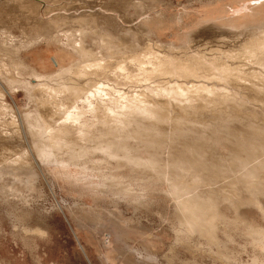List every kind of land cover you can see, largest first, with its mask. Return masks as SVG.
I'll return each instance as SVG.
<instances>
[{
    "label": "bare ground",
    "instance_id": "bare-ground-1",
    "mask_svg": "<svg viewBox=\"0 0 264 264\" xmlns=\"http://www.w3.org/2000/svg\"><path fill=\"white\" fill-rule=\"evenodd\" d=\"M29 1L7 0L0 7L11 3L13 7L34 9ZM260 3L261 0L255 1L249 8L251 17L264 12L259 9ZM31 17L29 20H34ZM69 18L65 14L52 16L48 22L38 18L32 22V32L24 33L22 27L23 32L19 34L23 37L19 36V40L10 36V28L7 30L0 21V97L2 88L7 92L19 89L25 93L28 135L24 137L33 143V148L24 146L23 135L11 116L14 114L9 118L11 109L0 99V112L10 111L8 116L2 112L7 120L0 115V191L18 193L34 187L37 170L33 159L54 166L72 163L80 166L83 173L92 171L87 167L92 165L84 162L99 153L114 163L107 178L110 183L105 180L96 184L100 193L115 188L116 196L130 198L142 208L145 193L134 189L132 183L152 182L162 177L165 123L172 119L174 149L171 171L165 176L169 196L176 200L175 214L180 221L181 237L176 233V242L196 236L209 249L214 247L216 258L223 260L226 257L222 249L224 240L219 234L226 235L228 228L224 209L240 211L249 198L264 192V120L257 119L255 111L247 112L237 100L242 94L239 90H247L240 99L259 103L264 109V21L254 26H240L243 32V29L251 30L241 38L239 27L229 25L228 30L236 28L238 35L227 34L228 40L231 39L226 43L230 47L220 41L225 49H219L221 44H217L218 49L210 50L218 51L207 59L198 54L161 56L178 52L157 49L162 45L156 42L142 52L129 50L114 34L100 30V21L94 15ZM78 21H84L85 25L78 32L60 29L66 22ZM227 22L234 25L229 19ZM38 43L55 46L53 49L59 53L55 54L56 61L74 58L76 61L65 66L61 62L63 66L56 74L43 76L44 68L25 64L33 60L21 54ZM183 52L188 51L180 53ZM128 65L136 68L137 73L127 71ZM112 67L123 82L130 81L143 90L120 92L109 84L105 86L98 77ZM97 94L105 96L108 102L102 105ZM77 102L82 103L81 108L75 105ZM204 114L209 120L197 125L193 120L204 119ZM200 131L216 144L222 141L231 144L232 149L214 158L208 148L193 141H185L182 149L178 147L186 133ZM107 163L102 159L96 164ZM123 169H129L131 174L127 177L117 174ZM136 174L143 176L142 179ZM7 176L9 180L5 179ZM35 233L41 235L44 229L38 228ZM119 242L126 246L123 238ZM142 243L141 252L130 251L135 257L131 255L128 260L131 253L126 254L129 250L122 247L117 250L116 258L122 264L157 261L156 254L150 251L152 242L146 239ZM173 251L165 255L167 264L174 260Z\"/></svg>",
    "mask_w": 264,
    "mask_h": 264
},
{
    "label": "rangeland",
    "instance_id": "rangeland-1",
    "mask_svg": "<svg viewBox=\"0 0 264 264\" xmlns=\"http://www.w3.org/2000/svg\"><path fill=\"white\" fill-rule=\"evenodd\" d=\"M4 1L7 0H0V5ZM30 1L34 9L32 7H13L11 3L0 7V21L3 22L7 30L10 28L8 33L10 32V36L16 40L23 37L19 34L22 27L24 33L26 30L27 32L29 30L28 33L32 32V22H36L38 18L48 22L55 15L65 14L70 19L69 17L80 18L86 14L97 17L100 21V30L114 34L126 49L142 52L145 47L156 42L162 45V48L156 47L157 49L178 52L161 56L198 54L202 58L211 59L213 56L210 55L218 50L210 49H218L220 46L219 49H225L226 42L229 43L231 39L228 40V37L235 36L237 30L240 33L238 36L240 38L247 33L246 31H251L247 28L248 30L243 29V32L240 26H254L264 21V12L254 17H251L252 14L249 12L252 4L259 0ZM259 6V9L264 10V0H261ZM230 9L231 11H229ZM30 16L34 20H29ZM227 19L234 25L229 24ZM74 20L76 19L74 18ZM229 25L238 26L240 31L238 28L237 30L236 28L228 30ZM84 27V21L66 22L60 29L78 32ZM209 27L211 28L209 29ZM57 34L62 35V33ZM216 35H221L217 36L218 40ZM215 39L217 42L219 41L216 44ZM220 41H225L224 47ZM118 44L122 46L120 43ZM217 44L221 45L216 46ZM54 47L51 44L46 46L44 43H38L27 51H21V54L25 55L27 59L29 57L30 60H33L32 63H24L29 66L41 65L44 68L43 76L50 77L56 74L63 65H61L62 61L54 59L55 54H59L55 52ZM182 51L188 52L180 53ZM75 61L74 58V60L62 63L65 66V64H72ZM113 70L112 67L102 71L103 73L98 79L105 86L109 84L110 87L120 92H140L142 87L130 81H128L129 83L123 82L119 76L114 74L116 71ZM127 71H131L133 74L137 73L136 68L130 65H128ZM239 91L242 93L240 98L247 94V90ZM1 94V101L11 109V113L9 114L10 111L4 109L0 115L7 120L8 114L9 118L11 114H14L11 116L23 135L22 143L26 148H33L31 140L24 137V135H28L24 118V112H27V96L19 89L7 92L2 88ZM97 96L101 99L102 105L108 102L105 96L100 94ZM240 98L237 100L242 107L247 109V112L248 110L255 111L257 119L264 120V109L258 106L259 103ZM75 105L81 108L82 103L77 102ZM2 112L3 114L7 112L5 113L7 115H3ZM203 117L204 119L199 117L193 121L198 125L209 120V116L204 114ZM167 120L165 123L166 135L161 151L163 154L161 157L162 167H164L162 177L160 180L152 182L136 183L133 181L132 183L134 189L145 193L146 202L142 208L138 207L134 203L135 201L130 198L125 200L120 198L121 196H116L115 188L104 192V194L100 193L96 184L104 183L105 180L110 183L108 179L114 165L113 162L103 158L101 154L95 153L89 157L84 163L85 165L91 164L93 168L87 167L92 171H83L82 173L81 167L72 163L65 164L67 165L65 167L38 163L31 157V153L27 149L33 162H36L33 164L37 170L34 187L21 189L18 193L0 191V264H122L116 258L117 250L123 247V244L119 242L120 237L126 243L123 248L129 250L126 254L131 253L132 250L141 252L142 242L146 239L152 242L150 251L156 254L157 261L142 264H167L165 255H169L170 250L175 251H173L175 257L171 264H264V192L249 198L240 211H236L234 208L224 209L228 228L225 231L226 235L219 234L220 238L224 240L222 249L226 257L223 260L216 258L214 247L209 249L205 246L204 240L196 236L185 238L184 242H176V233L181 237L180 221L175 214L176 200L169 196L166 177L171 171L170 158L174 149L171 134L173 122L172 119ZM220 135L223 137V134ZM203 137L204 134L201 131L188 132L186 137L180 141L181 144L178 143L180 144L178 147L182 149L185 141L188 143L193 141L208 148L210 152L214 153V158L227 154L232 149V145L229 143L222 141V143L216 144ZM244 141L241 143L243 144ZM210 157L214 160L212 156ZM102 159L108 162V165L96 164ZM165 173H167L166 176ZM117 174L127 177L131 173L129 169H123ZM134 176L140 180L143 177L139 174ZM5 179L9 180V177L7 176ZM38 228L44 229V233L36 234L35 230ZM251 230L255 232H251ZM131 255L136 256L131 253L130 256H127L128 260Z\"/></svg>",
    "mask_w": 264,
    "mask_h": 264
}]
</instances>
